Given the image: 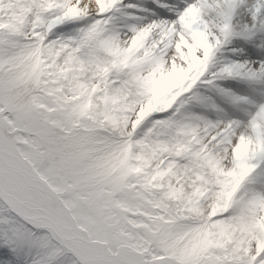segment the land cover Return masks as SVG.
<instances>
[{
  "label": "snow or ice",
  "instance_id": "1",
  "mask_svg": "<svg viewBox=\"0 0 264 264\" xmlns=\"http://www.w3.org/2000/svg\"><path fill=\"white\" fill-rule=\"evenodd\" d=\"M0 264H264V0H0Z\"/></svg>",
  "mask_w": 264,
  "mask_h": 264
}]
</instances>
